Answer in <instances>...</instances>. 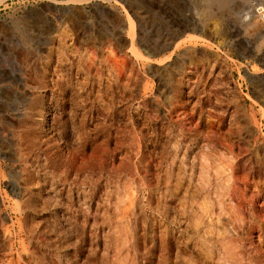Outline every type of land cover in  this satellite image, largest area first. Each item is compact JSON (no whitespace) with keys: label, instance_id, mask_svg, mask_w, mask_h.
Returning a JSON list of instances; mask_svg holds the SVG:
<instances>
[{"label":"rangeland","instance_id":"obj_1","mask_svg":"<svg viewBox=\"0 0 264 264\" xmlns=\"http://www.w3.org/2000/svg\"><path fill=\"white\" fill-rule=\"evenodd\" d=\"M5 1L0 264H264V0Z\"/></svg>","mask_w":264,"mask_h":264},{"label":"bare ground","instance_id":"obj_2","mask_svg":"<svg viewBox=\"0 0 264 264\" xmlns=\"http://www.w3.org/2000/svg\"><path fill=\"white\" fill-rule=\"evenodd\" d=\"M4 1L5 0H0V5L2 4V3H4ZM80 1H84V2H88V1H90V0H80ZM6 2V1H5ZM99 8V7H98ZM262 9V11H261V18H263L264 19V7H262L261 8ZM77 10V9H76ZM249 11L246 13L247 15H248V17H252L255 13H254V11L252 10V9H248ZM42 13V12H41ZM78 13V12H77ZM88 15V14H87ZM44 19V18H43ZM248 19V18H247ZM131 20V19H130ZM71 22V21H70ZM260 25H261V23H260ZM191 38H192V36H191ZM181 42L182 41H180V42H178L177 43V46L176 47H178V46H180V44H181ZM170 58V57H169ZM162 63V62H161Z\"/></svg>","mask_w":264,"mask_h":264}]
</instances>
